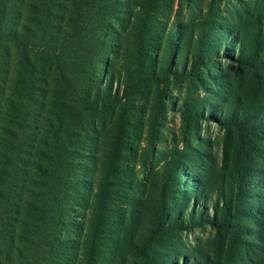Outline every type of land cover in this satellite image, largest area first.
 <instances>
[{"label": "rangeland", "instance_id": "374dc122", "mask_svg": "<svg viewBox=\"0 0 264 264\" xmlns=\"http://www.w3.org/2000/svg\"><path fill=\"white\" fill-rule=\"evenodd\" d=\"M135 1L113 65L92 76L112 84L91 164L110 220L95 215L87 238L103 254L77 262L259 264L264 0Z\"/></svg>", "mask_w": 264, "mask_h": 264}, {"label": "trees", "instance_id": "16d2710c", "mask_svg": "<svg viewBox=\"0 0 264 264\" xmlns=\"http://www.w3.org/2000/svg\"><path fill=\"white\" fill-rule=\"evenodd\" d=\"M135 5L0 0V264H82L80 256L103 254L87 238L95 215L102 229L110 220L91 164L105 157L94 116L104 120L112 84L95 86L92 76L113 65L116 24ZM245 194L241 187L238 212L251 216Z\"/></svg>", "mask_w": 264, "mask_h": 264}]
</instances>
